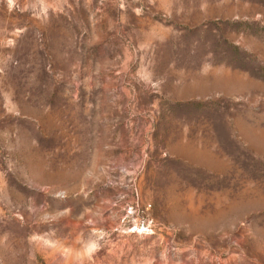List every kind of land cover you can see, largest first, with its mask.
I'll list each match as a JSON object with an SVG mask.
<instances>
[{"label": "rangeland", "instance_id": "obj_1", "mask_svg": "<svg viewBox=\"0 0 264 264\" xmlns=\"http://www.w3.org/2000/svg\"><path fill=\"white\" fill-rule=\"evenodd\" d=\"M0 264H264V0H0Z\"/></svg>", "mask_w": 264, "mask_h": 264}]
</instances>
